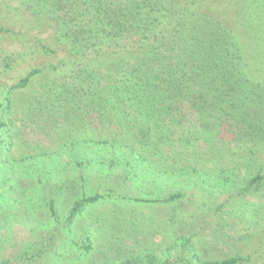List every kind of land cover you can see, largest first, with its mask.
<instances>
[{"label":"rangeland","instance_id":"obj_1","mask_svg":"<svg viewBox=\"0 0 264 264\" xmlns=\"http://www.w3.org/2000/svg\"><path fill=\"white\" fill-rule=\"evenodd\" d=\"M221 3L215 19L250 42L254 16ZM49 7L0 0V264H264V107L107 120L110 104L71 75Z\"/></svg>","mask_w":264,"mask_h":264},{"label":"trees","instance_id":"obj_2","mask_svg":"<svg viewBox=\"0 0 264 264\" xmlns=\"http://www.w3.org/2000/svg\"><path fill=\"white\" fill-rule=\"evenodd\" d=\"M31 1L38 7L50 5L46 13L56 24L53 37L69 54L71 75L79 90L87 83L104 110L110 104L107 120L120 125L145 121L130 110L146 106L145 115L158 119L161 111L178 112L184 103L198 111L263 110L264 84H254L250 76L262 59L255 51L264 48V0ZM222 1L229 9L254 16L245 25L251 30L250 42L241 43L238 26L215 19L214 8ZM101 79L105 85L99 89ZM97 200L94 196L76 202L68 223ZM202 264H240V259Z\"/></svg>","mask_w":264,"mask_h":264}]
</instances>
